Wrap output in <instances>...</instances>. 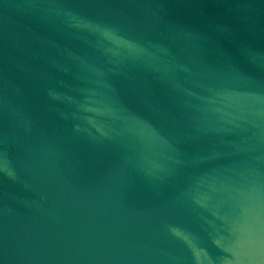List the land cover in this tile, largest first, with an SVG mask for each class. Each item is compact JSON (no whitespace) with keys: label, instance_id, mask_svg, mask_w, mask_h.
<instances>
[{"label":"water","instance_id":"95a60500","mask_svg":"<svg viewBox=\"0 0 264 264\" xmlns=\"http://www.w3.org/2000/svg\"><path fill=\"white\" fill-rule=\"evenodd\" d=\"M0 264H264V0H0Z\"/></svg>","mask_w":264,"mask_h":264}]
</instances>
